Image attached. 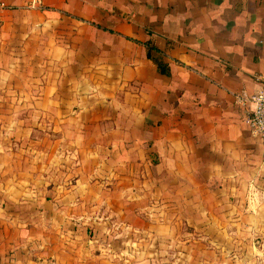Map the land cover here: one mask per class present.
I'll return each instance as SVG.
<instances>
[{
	"label": "crops",
	"instance_id": "1",
	"mask_svg": "<svg viewBox=\"0 0 264 264\" xmlns=\"http://www.w3.org/2000/svg\"><path fill=\"white\" fill-rule=\"evenodd\" d=\"M7 1L0 264H264V0Z\"/></svg>",
	"mask_w": 264,
	"mask_h": 264
},
{
	"label": "built area",
	"instance_id": "2",
	"mask_svg": "<svg viewBox=\"0 0 264 264\" xmlns=\"http://www.w3.org/2000/svg\"><path fill=\"white\" fill-rule=\"evenodd\" d=\"M12 8L7 0H0V11ZM28 8L45 9L42 0H32L28 4ZM256 79L263 84L257 92L249 94L247 91L242 90L234 93V96L238 104L249 107L245 121L252 134L259 138L264 145V76L256 75Z\"/></svg>",
	"mask_w": 264,
	"mask_h": 264
},
{
	"label": "rangeland",
	"instance_id": "3",
	"mask_svg": "<svg viewBox=\"0 0 264 264\" xmlns=\"http://www.w3.org/2000/svg\"><path fill=\"white\" fill-rule=\"evenodd\" d=\"M80 221H82V220H80ZM60 238L62 237V238H65L63 235H61V234H59L58 235ZM66 242L65 243H67V241L69 240L68 238L67 239H64ZM74 241H76V239H73ZM74 241H71L73 244H79V243H76V242H74ZM79 247V246H78ZM82 252V251H81ZM79 253V254H77L76 256H82V257H84V254L83 253ZM73 254H75L74 252H73Z\"/></svg>",
	"mask_w": 264,
	"mask_h": 264
}]
</instances>
